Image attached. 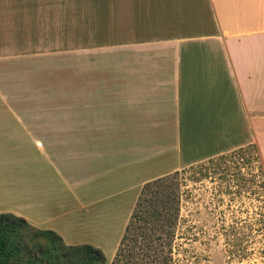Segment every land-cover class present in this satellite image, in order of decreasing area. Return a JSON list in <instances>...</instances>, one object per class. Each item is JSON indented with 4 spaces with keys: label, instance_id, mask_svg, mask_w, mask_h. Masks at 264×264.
<instances>
[{
    "label": "crops",
    "instance_id": "0c3cea01",
    "mask_svg": "<svg viewBox=\"0 0 264 264\" xmlns=\"http://www.w3.org/2000/svg\"><path fill=\"white\" fill-rule=\"evenodd\" d=\"M79 7L72 31V0H0V213L75 245L84 208L103 217L99 202L125 201L107 210L128 217L149 180L252 143L264 166V0ZM24 102L52 107L24 113ZM32 143L64 186L77 173L76 226L24 161Z\"/></svg>",
    "mask_w": 264,
    "mask_h": 264
},
{
    "label": "rangeland",
    "instance_id": "374dc122",
    "mask_svg": "<svg viewBox=\"0 0 264 264\" xmlns=\"http://www.w3.org/2000/svg\"><path fill=\"white\" fill-rule=\"evenodd\" d=\"M80 5L81 0H72V31L78 29L80 18L86 11L80 9ZM77 44L72 41V45ZM51 107L44 102L38 105L24 102L23 111L41 114ZM41 139L46 143L47 138ZM231 153L232 150L225 159L216 157L212 159L214 161L206 160L191 168L179 169L177 177L168 178L164 185L144 194L138 208L139 215L145 214L144 218H131L137 198L128 217L124 216L125 206L117 210L119 216L113 215L116 211L107 210L115 204L124 205L125 201L99 202L96 212H102L103 217L95 216L91 208H84L85 221L83 216L80 221L85 222L82 238L87 241L72 244L86 243L101 249L106 258L103 264H264V190L259 188L262 179L260 152L252 143L244 150ZM23 156L24 161L29 158L31 163L37 162L42 188L46 187L56 198L65 195L64 210L76 226L78 204L73 193L77 173L63 174L66 187L61 183L60 167L53 166L44 152H36L34 143ZM2 158H6L4 165L9 168L15 153L5 154ZM3 172L13 174L15 169ZM153 190L160 191V194L154 196ZM177 197L180 209L176 220ZM118 232L121 237L125 233V239L115 257L120 244V241L115 243ZM53 241L57 247L62 245L60 241ZM59 261L56 264H62V260ZM63 262L70 264L71 260Z\"/></svg>",
    "mask_w": 264,
    "mask_h": 264
},
{
    "label": "trees",
    "instance_id": "16d2710c",
    "mask_svg": "<svg viewBox=\"0 0 264 264\" xmlns=\"http://www.w3.org/2000/svg\"><path fill=\"white\" fill-rule=\"evenodd\" d=\"M247 146L248 145L236 148L232 150V153L238 150H244ZM227 155L228 154L226 153L217 157L225 159ZM214 158L208 160L214 161L212 160ZM209 164H211V162H209ZM191 167H193V165L188 168ZM177 174L178 170L145 182L137 196V202L132 211L131 218H144L145 214L139 215L138 213V208L141 206L139 203L141 197L144 194L151 193L154 187L164 185L168 178L172 176L177 177ZM261 176V187L264 190L263 164L261 165ZM153 192L154 196L160 194V191L153 190ZM178 202L179 197L176 198V203ZM178 206L179 203L176 207V220L179 211ZM152 213L155 215V212ZM152 213L150 214L152 215ZM126 230H128V226L126 227L125 232ZM124 234L120 239V244L116 250L115 257H117L121 251L120 247L125 239ZM53 240L62 242V245L57 247ZM65 259H70V264H103L106 258L101 249L91 244L83 243L68 245L63 241L60 235L51 229L35 227L25 218L17 216L11 212L0 213V264H56L60 262L59 260H62V264H64L63 261Z\"/></svg>",
    "mask_w": 264,
    "mask_h": 264
},
{
    "label": "flooded vegetation",
    "instance_id": "af4514ba",
    "mask_svg": "<svg viewBox=\"0 0 264 264\" xmlns=\"http://www.w3.org/2000/svg\"><path fill=\"white\" fill-rule=\"evenodd\" d=\"M259 188H260V190H261V184H260V186H259ZM227 194H228V196H229V185H227Z\"/></svg>",
    "mask_w": 264,
    "mask_h": 264
}]
</instances>
